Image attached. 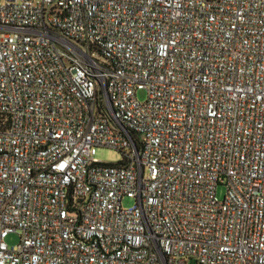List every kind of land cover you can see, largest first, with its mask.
Instances as JSON below:
<instances>
[{"label": "built area", "instance_id": "1", "mask_svg": "<svg viewBox=\"0 0 264 264\" xmlns=\"http://www.w3.org/2000/svg\"><path fill=\"white\" fill-rule=\"evenodd\" d=\"M189 261L264 264V0H0V264Z\"/></svg>", "mask_w": 264, "mask_h": 264}, {"label": "rangeland", "instance_id": "2", "mask_svg": "<svg viewBox=\"0 0 264 264\" xmlns=\"http://www.w3.org/2000/svg\"><path fill=\"white\" fill-rule=\"evenodd\" d=\"M139 99L144 101L146 99V94L144 92L139 93ZM96 158L100 162L106 163H118L123 159V154L115 149L101 147L97 150ZM225 196V187L219 186L218 188V198L220 200L224 199ZM134 205V201L132 199H125L123 201L124 207H130ZM7 242L11 246H16L20 242V236L18 234H11L7 238ZM188 264H195L194 261H189Z\"/></svg>", "mask_w": 264, "mask_h": 264}]
</instances>
